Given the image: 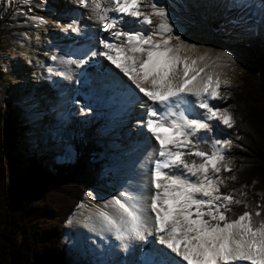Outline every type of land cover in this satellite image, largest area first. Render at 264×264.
Returning a JSON list of instances; mask_svg holds the SVG:
<instances>
[{
    "label": "snow or ice",
    "instance_id": "obj_1",
    "mask_svg": "<svg viewBox=\"0 0 264 264\" xmlns=\"http://www.w3.org/2000/svg\"><path fill=\"white\" fill-rule=\"evenodd\" d=\"M72 3L85 10L97 31L89 36L75 19L63 26L57 22L61 32L70 30L81 37L80 47L70 54L53 53L47 71L71 80L74 70L86 77V69H93L97 88L111 92L109 99L120 112L139 105L142 111L136 123L152 145L145 157L150 167L141 162L145 168L141 191H119L102 200V206L93 205L94 211L85 217L90 231L102 241L108 237L116 241L94 253L91 264H264V192L255 193L259 199L249 201L245 191L239 190L241 198L233 195L235 188L221 191L225 181L236 179L234 174L221 175L233 171L226 153L234 142L208 135L217 122L227 128L235 123L229 108L212 103L227 98L220 96V88L231 82L206 71L221 61L234 65L233 55L218 51L210 57L212 50L182 54L200 46L181 38L182 25L172 21L156 0ZM4 4L16 6L14 15L27 16L33 0H15V5L4 0ZM34 6L43 5L37 0ZM229 7L259 9V22L244 27L240 34L264 36V0L256 4L232 0ZM29 19L34 24L46 22L35 15ZM0 71L7 72V67ZM90 110L80 108L82 113ZM202 143L209 144L211 151ZM62 159H74L70 147ZM245 187L251 185H240ZM241 205L243 211L235 213L234 207Z\"/></svg>",
    "mask_w": 264,
    "mask_h": 264
},
{
    "label": "rangeland",
    "instance_id": "obj_2",
    "mask_svg": "<svg viewBox=\"0 0 264 264\" xmlns=\"http://www.w3.org/2000/svg\"><path fill=\"white\" fill-rule=\"evenodd\" d=\"M36 2L37 0H33L32 11L36 9L34 7ZM39 2L51 7L53 14L60 10V8H63L61 4L62 0H39ZM210 3L211 0H181L177 10L171 8L167 2H164V6L168 12L174 13L176 21L182 24L183 31L180 33L182 39H204L219 42L225 47H232V42L228 39V41L224 40L223 33L213 25V21L211 20L212 10L209 8ZM13 5H15V0H13ZM23 10H27L26 7ZM16 11V6L5 5L4 0H0V69L5 66L7 67V72L0 71V116L9 119L10 123L18 129L14 155L20 158L21 167L27 166L28 159L35 158L39 165L49 169L52 166H57L67 161L55 159V147L48 142V135L45 133L48 130V126L41 127L38 124L44 123L46 119L55 116L49 107L54 102H58L59 99L53 98L55 96L52 94L54 91H50L51 94H43L40 89L36 90V92L30 91V86L38 88L39 85L30 82L32 78L28 77L31 75V69L29 68L35 65L39 69L47 70L48 65L51 64L46 58L47 56H51L52 53L65 55V53H69V50L68 47L62 48V45L57 43L61 32L58 27L45 29L43 24L30 23V14H27V16H17L14 15ZM51 18L54 19V16L51 15ZM21 33H25L26 36L21 35ZM263 37L247 38L245 39L246 41L241 42L243 63L234 66L237 70L239 69L237 81L226 89H220L222 92L221 97L227 98L223 99L222 102H214L217 107H227L230 110L232 104L231 88H240L241 77L247 71L248 66L253 65L256 58L264 52ZM6 53H14L15 59L9 60ZM37 61H40L43 66L38 64ZM230 66L233 65L231 64ZM87 91L83 98L81 97V103L76 105V113L72 114L69 124L70 135L67 137V141L70 146L71 141L76 138L78 140L95 139L100 144L102 153L98 172L99 184L88 192L92 193L99 190L107 197L118 193L119 188L122 186L117 174L120 164L126 162V157L118 154L117 149L114 148V144L108 141L113 137L112 134L115 130V127L112 126V122H114L112 120L114 119V110L117 107L111 103L109 96L106 94L107 91H100L97 85L90 84ZM67 97L65 99H68ZM81 106H88L91 110L82 113L80 111ZM138 107L139 105L134 107L131 115L138 116L141 112L140 107ZM34 113L41 116L35 118ZM61 117V114L57 115V118L60 119ZM88 120L94 121L93 129L85 128V122ZM131 120H133L132 117L127 121L117 122V126L124 123L123 127H128ZM231 129L217 122L211 132L215 137L229 138ZM134 133L133 131H129L128 135ZM3 136L4 134L0 131V140ZM140 139L145 142L146 137L141 135ZM132 144L130 143L129 147H132ZM201 145L206 146L211 151L209 144L202 143ZM226 155L229 158L227 162L232 166V169H237L238 166L233 147ZM256 165L257 162L253 159L241 162L243 169L252 168ZM221 191H227L226 181L225 185L221 187ZM233 195L236 198H241L238 194ZM82 202L83 199L80 204ZM79 208L76 207L71 217L74 216ZM71 217L63 226L64 238L62 245L66 251V262L67 264H89V261L83 258L84 246L79 232L73 228H67Z\"/></svg>",
    "mask_w": 264,
    "mask_h": 264
},
{
    "label": "trees",
    "instance_id": "obj_3",
    "mask_svg": "<svg viewBox=\"0 0 264 264\" xmlns=\"http://www.w3.org/2000/svg\"><path fill=\"white\" fill-rule=\"evenodd\" d=\"M240 81V88H231L235 123L229 136L238 168L221 175L234 174L235 181H226L227 191H245L253 201L259 199L255 193L264 192V52ZM17 130L0 116V264H67L63 226L84 193L99 184L101 146L95 139L76 138L73 161L46 169L31 158L22 168L14 155ZM249 159L257 165L243 169L241 162ZM242 184L251 188L240 189ZM241 211L242 205L234 207L235 213Z\"/></svg>",
    "mask_w": 264,
    "mask_h": 264
},
{
    "label": "bare ground",
    "instance_id": "obj_4",
    "mask_svg": "<svg viewBox=\"0 0 264 264\" xmlns=\"http://www.w3.org/2000/svg\"><path fill=\"white\" fill-rule=\"evenodd\" d=\"M156 2L160 5H165L164 2H167L171 6V8L177 10L178 4L181 2V0H156ZM231 2L232 0H211L209 8L212 10L211 20L213 21L214 27L223 33L222 36L224 40L228 39L232 42V47H225L224 45L216 41H207L204 39L190 38L186 40L187 43L197 44L200 47H198V49H196L195 51L182 53L186 55L195 56L198 53H203L205 50H212L209 53V56L214 57L216 52L218 51H229L233 55L235 60V64L233 66H230L231 64H227L226 61H221L218 66L206 69V71L210 70L213 73H218L222 80L228 79L231 82L228 86L221 84V88L225 89L233 85L237 81L239 69L237 70V68H235L234 66L243 63V50L240 46H242L241 42L246 41L245 39L247 38L240 34L242 29L244 27L254 25L259 22V9H257L256 7L245 9L230 8L229 4ZM252 2L253 4H256L260 2V0H252ZM41 4L43 5L41 7L34 6L36 9H33V11L35 12L31 10V12H28L27 14H30V17L33 15L43 17L46 21L45 23H43L45 29H51V27H58V29L60 30V27L57 26V22L60 26H63L64 24H68L73 19H75L78 22L77 26L80 27L83 32H87L89 36H92L94 33H96V26L92 21L87 19L85 10L82 8H78L74 3H72L71 0H62L61 4L63 8H60V10H58L54 14L51 7L47 5L45 6V4L43 3ZM24 11L27 12V10ZM168 13L170 14L172 21L177 22L176 18L173 15L174 13ZM51 15L54 16V19L51 18ZM30 23L33 22L31 21ZM59 35L60 37L57 39V43H60L62 45V48L68 47L69 53L67 54L74 53L76 49L80 47L79 41H81V37L72 33L70 30L67 33L60 32ZM6 56L7 58L9 57V60H11L12 58H14L15 55L14 53H6ZM46 58L52 64L50 56H47ZM74 58L76 57L74 56ZM211 62L215 63L214 61ZM104 63L107 64L108 62L104 61ZM53 68L56 71H59V68H57L55 64H53ZM29 69H31V75L28 77L32 78L30 82L39 85L38 88L30 86V91L36 92V90L40 89L42 90L43 94H51L50 91H54L52 93L55 95L53 98L57 100L59 99L58 102H54L49 107L50 111L55 116L46 119V122L44 123H39L38 126H48V130L45 133L46 135H48V142L50 144H53L55 147V159L63 160L62 158L65 155L66 149L69 147L71 148L70 144L67 141V137L70 135L69 124L71 122L72 114L76 113V105H78L74 103V101L79 100L81 103L83 96L89 89V85L92 83L96 85L94 70L86 69V71L88 72V76L86 77L80 75V70H74L72 73V79L65 80L55 75V73L50 74L47 70H42L41 68L39 69L35 65L33 67H30ZM85 79L89 80L90 82L86 84L84 82ZM106 94L107 96H110L111 92L107 91ZM221 95L222 92L220 91V96ZM66 97L68 99H65ZM65 100L69 102H65ZM214 102H222V100H216L212 103ZM111 103L116 106L117 109L114 110V119L112 120L114 121L112 122V126L115 127V130L112 134L113 137L108 141L114 144V148L117 149L118 154L126 157V162L120 164L119 172L117 174L119 181L122 184L118 192L125 190L129 193L137 194L141 191L140 185L145 183V168L141 167V162L143 161L146 166L150 167L148 161L145 160V157L151 151L152 145L149 144L147 140L143 142L140 139L141 135L145 136L144 132L140 131V126L136 123L141 112L138 114L137 117H135L134 115H131V112L133 111L134 107L129 108L125 112H120L119 106L113 102ZM135 107H137V105ZM59 114L62 115L60 119L57 118V115ZM33 115L35 116V118H39V116H41L35 113ZM130 117H132L133 120H131L130 125L128 127H123L124 123H122V125L120 126H117V122L127 121ZM85 124V128L87 129L94 128L93 120H88L85 122ZM129 131H133L135 133L132 135H128ZM144 131L146 132V129ZM208 135L213 138H218L215 137L212 132H210ZM139 139L140 141H138ZM130 143H133L132 147H129ZM109 197L110 196L105 197L103 193L99 190L93 191L90 196L83 198L82 204L84 205V207H80L78 211L75 212L74 216L71 217L67 224V228H73L79 232L84 246L83 258L87 259L89 261V264H91L92 260L94 259V253H99L102 249H107L109 245L116 243V241L111 239V237H108L106 240L102 241L97 233L90 231L87 226V222L85 221V217L89 216L91 212L94 211L93 205L102 206V200L108 199ZM120 255L123 256L125 254L120 253ZM129 259H132V257H129Z\"/></svg>",
    "mask_w": 264,
    "mask_h": 264
},
{
    "label": "water",
    "instance_id": "obj_5",
    "mask_svg": "<svg viewBox=\"0 0 264 264\" xmlns=\"http://www.w3.org/2000/svg\"><path fill=\"white\" fill-rule=\"evenodd\" d=\"M65 163H67V162H65Z\"/></svg>",
    "mask_w": 264,
    "mask_h": 264
}]
</instances>
